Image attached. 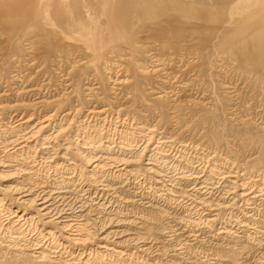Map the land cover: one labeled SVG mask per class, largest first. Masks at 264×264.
<instances>
[{"label":"bare ground","instance_id":"bare-ground-1","mask_svg":"<svg viewBox=\"0 0 264 264\" xmlns=\"http://www.w3.org/2000/svg\"><path fill=\"white\" fill-rule=\"evenodd\" d=\"M118 2L139 9H106L108 0H85L81 7L77 0H0V73L3 62H12L17 68L9 72L24 84L32 75L19 64L38 72L44 58L58 78L91 84L104 75L128 87L121 91L136 95L134 103H149L135 111L138 119L129 107L112 109L121 93L110 86L108 107H91L76 119L82 106L69 117L70 89L40 99L55 110L35 122L32 112L24 116L32 101L10 103L14 112L0 125V264H125L130 258L159 264L164 253L168 264H245L251 254L248 264H264V137H239L258 151L245 167L234 166L231 158L185 139L209 118L178 98L192 84L179 80L183 70L205 62L211 67L218 55L246 63L241 53L250 46L255 56L264 54V9ZM205 23L217 27L214 37L199 32ZM17 49L22 54L14 57ZM50 79L15 92L36 95ZM94 88L84 89L95 97ZM213 129L204 136L215 145L220 138Z\"/></svg>","mask_w":264,"mask_h":264},{"label":"rangeland","instance_id":"rangeland-1","mask_svg":"<svg viewBox=\"0 0 264 264\" xmlns=\"http://www.w3.org/2000/svg\"><path fill=\"white\" fill-rule=\"evenodd\" d=\"M108 1L110 2L111 5L109 4V6L106 9H139V8L130 7V6L124 7L123 5H118V4H120L118 2V0H108ZM115 1H117L118 4ZM139 1H141V3L143 2L145 5H149L151 3L147 7H150V8L153 7L154 9H264V0H139ZM113 2H114V5H113ZM153 2H155V3H153ZM170 2H171V4H170ZM84 4H85V0H77V6L76 7H81ZM94 9H99V8L97 6L96 7L94 6ZM222 17L223 16L221 15L220 19ZM208 24L205 23L204 25H201L202 29L199 30V28H201V27H199L198 30H199V32L202 30L201 31L202 35H204L205 37L211 38V37L215 36L214 33L216 34L215 31H216L217 27H215L214 25H208ZM177 25L178 24H176V26H175V24H174L172 26L177 28L178 27ZM183 26H185L184 29L186 28V26H188L190 28H188V27L187 28L191 30V26H189V23L186 25L184 24ZM187 28L185 29L186 31H188ZM192 29H194V28H192ZM14 52H15L14 57L22 54V53L21 54L19 53L21 51L20 50L18 51V49L15 50ZM247 52H249V54ZM241 54H243L247 57L246 63L240 62V60H239L240 56L239 57L235 56L234 60H231V59L229 60V58H227L228 56L227 57L225 56L224 58H222L223 56L219 57V55H218L217 56L218 58L215 57L216 59L213 60L211 67H209L208 63L205 62L202 65V68H199V65L196 64L195 65L197 67V69L195 68L196 70L195 69L194 70L188 69L189 73H188V71H185V73H183L184 72V70H183V72H181L182 76L180 75L179 80H181L183 82H190V84L192 83L191 84L192 86L190 85L185 89H181L178 92V98L180 97L181 100L184 99V101L185 100L187 101L186 104L187 103L188 104L186 106H185V102L183 101V103H184L183 105L185 107H187V109L190 108V110H193L194 112H197L198 114L206 113L207 118H209L208 120L206 119L207 123H205L203 125L196 126L197 129H192L193 134L191 132H186L184 134L185 139H192V140L194 139V141L196 143H200L201 145H203L202 147L206 148V151L212 150V152H215L216 154L218 153L219 157H221V155H222V157H227L229 159L231 158L230 161L232 160L231 162L232 163L234 162V164H235V165L233 164L234 166H242V167L244 166L245 167L247 165L246 164L247 159L249 160V159L253 158V156L256 155L255 153L258 151V149L256 148L257 146H255V145H251V146L248 145L246 147V145L244 143L242 144V142H240L241 138L239 140H237V139L239 137H243L244 134H248V135L261 134L264 137V54L262 56L261 55L255 56L253 54L252 46L247 47V49L244 51V53H241ZM138 58H139V60L141 58L145 59V57H143V56L142 57L139 56ZM13 60L14 59H12V61ZM230 61H233V62H231V64H230L229 63ZM45 62H47V64H45ZM48 62L49 61L44 60V58L41 59V64L44 63V65L46 67L43 66L42 69H40L38 72H36V71L40 67L33 68L34 66H31L30 67L31 69H30L27 66H24V64L20 63L19 64V67L21 65L20 69L21 70L26 69L24 72L25 73L27 72V74L30 76L32 75V78L30 77L31 81L29 79L28 82L26 81L27 83L25 82L26 84L22 83L23 85L20 84L21 82L19 83V81H17L16 79H13V77H12L13 73L9 72V71H12V69L17 68V67L13 68L12 66H14V64L11 65L12 62L10 64L9 63L6 64L3 62L5 69H2V71H4V72L1 71V73H0V77H1V80H0V125L3 124L2 121H7L5 119L8 118V116L14 112L11 109H9V106H10V103L12 104L15 100L22 98L23 100H25L27 102L32 101L33 106H30L26 111L24 110V116H29L32 112L33 113L32 116L34 118L33 122H35L38 117H40L39 119H43V117H44L43 115H46V114L55 110L54 106H50L49 104H46L45 102H38V101H40V99H42V98L43 99H50L53 97H57L58 95L63 93L64 90H70V89L74 90V92L72 93V91H71V94L69 97V100L71 101L70 102L71 106L73 108L70 110V111H72V113H71V115H69V117L73 116V113L75 112L74 108L77 109V108L82 106L81 109H79L80 110L78 112L79 114H77V116L74 115L76 119L82 118L86 114L88 109L91 107L96 106L97 109H99L101 107H106V105L108 107L109 102H112L111 100H114L113 98H111V97H113V95H112L113 93H110L114 89H110L109 88L110 86H113V87L118 86L116 89V93H121V94H118V97H119V100H117L118 102L115 100L113 101L115 104L112 103V107H111L112 109H115L116 107L119 108L120 105L123 107L124 106L129 107V108H127L126 111L128 113L131 112L130 114L132 115L135 113V111L137 109L140 110L141 107L143 108L149 104L145 100H143L142 103H140V104L134 103V99H135L136 95H131V94L125 93V92H127L128 87H125V85H122V87H121V85H118V84L117 85L111 84L110 82L106 81L107 79L104 75L96 76L95 80H97L98 82L91 80V84H87V82H85V80L84 81L80 80V83H79V80L77 78H74V77L71 78L70 76H69L70 80L69 79L65 80L64 77L61 78L59 76V78H61V80H60L58 78V76H56L57 74H54L55 71L54 72L52 71L54 66H51L50 62L49 63ZM186 63H188V62H186V60H185L183 62V64H186ZM232 64H234V65H232ZM63 65L65 67L63 66L62 70H65V68L67 70H70V67L67 68L68 64H63ZM183 67H184V65H183ZM27 68L31 71L28 72ZM232 68H234V70ZM241 68H242V72L244 70H245L244 72L249 71L248 73H250L252 76H250V74H248L247 76L240 74ZM174 69L177 70L176 68H174ZM200 69H202V71H200ZM6 70H8V72ZM132 73H133V70H131L129 74L131 75ZM33 76H35V77L33 78ZM5 78H9V81L5 82ZM57 78H58V81H57ZM45 79H46V81H48L50 79V81L44 85L45 87L41 86V88L36 91V95L33 94L31 96L32 93H35L34 91H30V93H28L26 91L24 93H18V94L15 92L16 88L19 86H25V89H28L31 85L40 84V82H42ZM60 81L63 82V85L61 84L59 86ZM68 82L70 83L71 87H68L66 85V87L68 89H64V88H66L64 84H68ZM94 82H95V84H93ZM88 85H90V86H88ZM93 86H96L97 89L94 88L93 92L94 93L97 92L98 96L93 97L92 95H90V93H88V90L84 89V88H92ZM42 87H43V89H42ZM120 87H121V89L119 90ZM153 87L156 90L157 85L155 84V82L153 84ZM123 89H124V91L125 90L126 91L125 92L121 91ZM231 91H233V92H231ZM143 92L145 93L144 95L146 98H151L153 96L147 91H143ZM86 93H88L87 94L88 99L86 97ZM122 94H125V95L121 96ZM102 97H104V98H102ZM69 107L70 106L67 105V106L61 108L59 110V112L57 113V117L59 118L61 116L62 112L69 109ZM138 110H137V112H138ZM143 112L144 111L142 110L141 113L143 114ZM17 113H18V115L16 116V118L20 116L21 112H17ZM134 115H135V118H137V119H138V117H140V114L139 115L134 114ZM153 118L154 117H152L151 120H156V118L155 119H153ZM245 118H247V119H245ZM243 122H244V124H243ZM161 126L162 127L165 126V128L169 127V126L162 125V124H161ZM162 127H161V129L164 128V127L163 128ZM201 129H203V130H201ZM211 129H213V131H216V134L220 138L218 143L215 145H214V143H212L208 140L207 136H204V135H207V133H209V131ZM235 131L237 132L236 134L238 135V137L234 134H231V132L234 133ZM200 133H202V134H200ZM229 134H231V135H229ZM232 135H234V136H232ZM244 137H246V136H244ZM242 139L245 140L246 138L245 139L242 138ZM211 145H212V147H211ZM213 148L215 149V151ZM216 150H217V152H216ZM58 152H60V150ZM61 154L62 153L60 152L57 155L58 157H56V158H59V156ZM249 156H251V157H249ZM250 171L252 172L251 169H248V173H251ZM44 174L45 173H43V175ZM121 185H123V184H120V186ZM121 187L123 190L128 188V187H124V186H121ZM119 189L121 190V188H119ZM128 195H129L128 192L124 191V196L127 197ZM124 196H122V197H124ZM128 204H130V203H128ZM141 207H143V206H141ZM144 209H145L144 212L150 211L149 207H146ZM180 210L182 211V208ZM180 210L179 211L177 210L176 212L180 213L181 212ZM140 220L141 219H138V221H140ZM167 221L168 220H166L165 222H167ZM122 227H123V225H120V227H118V228H122ZM213 241L215 242L216 240H213ZM222 250L227 252V250H225L224 248H222ZM221 253H222V251H220L219 254H221ZM249 256L252 257L253 254H251ZM249 256H248L249 260L245 264H248L250 261H252V258ZM160 259H161V261L159 264H168V262H167L168 253H166V255L164 253V255L160 257ZM241 260H243V259H241ZM244 260H245V258H244ZM126 261H125V264H139V263L142 264L141 262H138V261L131 259V258L126 260Z\"/></svg>","mask_w":264,"mask_h":264}]
</instances>
